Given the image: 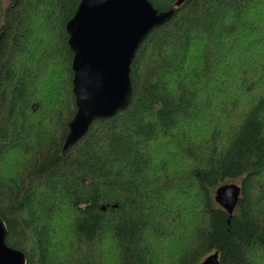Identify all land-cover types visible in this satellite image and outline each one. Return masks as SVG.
<instances>
[{
	"label": "trees",
	"instance_id": "1",
	"mask_svg": "<svg viewBox=\"0 0 264 264\" xmlns=\"http://www.w3.org/2000/svg\"><path fill=\"white\" fill-rule=\"evenodd\" d=\"M80 1L0 0L6 244L26 264H264V0H148L172 15L134 54L128 105L67 145ZM234 181L230 216L214 194Z\"/></svg>",
	"mask_w": 264,
	"mask_h": 264
},
{
	"label": "water",
	"instance_id": "2",
	"mask_svg": "<svg viewBox=\"0 0 264 264\" xmlns=\"http://www.w3.org/2000/svg\"><path fill=\"white\" fill-rule=\"evenodd\" d=\"M183 0H177L179 5ZM172 11H158L148 0H81L66 23L73 52V93L77 110L69 123L66 144L82 137L95 119L124 109L131 98L129 77L134 54L152 28L168 21ZM241 188L219 186L215 201L232 215ZM6 227L0 218V264H26L24 253L6 244ZM199 264H220L218 252Z\"/></svg>",
	"mask_w": 264,
	"mask_h": 264
},
{
	"label": "rangeland",
	"instance_id": "3",
	"mask_svg": "<svg viewBox=\"0 0 264 264\" xmlns=\"http://www.w3.org/2000/svg\"><path fill=\"white\" fill-rule=\"evenodd\" d=\"M42 28L40 29L41 31L44 32L45 30V27L44 26H41ZM41 31H38V33L36 35H42ZM44 35V34H43ZM245 41V40H244ZM250 44V41L247 40V46ZM246 46V45H245ZM246 46V47H247ZM43 81V77L41 76L40 78V82L37 86V89H36V94H38V96H41L42 93H44L45 91V88L41 86V83ZM41 86V87H40ZM46 87V86H45ZM16 158V155H13V154H8L6 155V157L4 158V160L0 163V176L1 177H8V176H11L13 175V172L10 171V168L13 167L14 165V159ZM22 159H20L21 161ZM235 184H239L238 181H234ZM263 261L258 258V263L261 264Z\"/></svg>",
	"mask_w": 264,
	"mask_h": 264
}]
</instances>
